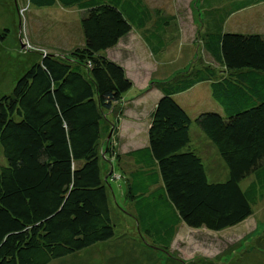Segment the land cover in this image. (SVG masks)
Returning <instances> with one entry per match:
<instances>
[{
    "label": "trees",
    "instance_id": "16d2710c",
    "mask_svg": "<svg viewBox=\"0 0 264 264\" xmlns=\"http://www.w3.org/2000/svg\"><path fill=\"white\" fill-rule=\"evenodd\" d=\"M29 2L77 7L85 46L69 59L42 54L0 97V264H50L115 237L100 161L122 169L123 159L110 142L101 150L102 123L133 82L104 52L137 29L158 56L176 20L145 0ZM251 3L202 1L204 49L222 67L220 78L204 66L166 85L151 116L148 146L126 155L135 167L126 198L155 247L168 250L182 225L211 232L237 227L264 201V33L225 30ZM206 82L217 106L204 107L196 122L229 169L224 183L209 182L191 148L192 117L175 99Z\"/></svg>",
    "mask_w": 264,
    "mask_h": 264
},
{
    "label": "rangeland",
    "instance_id": "374dc122",
    "mask_svg": "<svg viewBox=\"0 0 264 264\" xmlns=\"http://www.w3.org/2000/svg\"><path fill=\"white\" fill-rule=\"evenodd\" d=\"M145 1L153 11L159 10L176 20L158 56L153 55L140 38L143 30L138 32L137 29H133L132 34L135 40L117 51L124 53L119 60L128 74L133 73L137 81L143 77L146 85L143 89L136 88L142 95L134 99L139 91L127 92L123 102L107 113L109 121L105 119L102 123L104 149L101 150L107 152L110 142V147L123 159L122 169L104 158L100 161L103 177L108 178L115 237L50 264H264V201L253 207V215L245 222L221 232L180 226L168 250L155 247L138 228L133 203L126 198V178L135 169L134 162L126 157L127 152L147 143L151 116L166 85H173L192 69L211 66L219 71L218 78L222 69L204 49L203 0ZM81 20L82 12L77 7L41 10L29 0H0V97L10 94L17 80L43 55L69 59L71 52L85 45ZM225 30L264 33V6L232 16ZM175 99L192 117L191 148L202 158L209 182H227L229 169L196 122L204 107L217 106L210 86L200 84L176 95ZM128 116L129 119L121 121ZM130 129H135L138 143L132 141L130 132L133 130ZM249 182L245 180L241 186L245 188Z\"/></svg>",
    "mask_w": 264,
    "mask_h": 264
},
{
    "label": "crops",
    "instance_id": "0c3cea01",
    "mask_svg": "<svg viewBox=\"0 0 264 264\" xmlns=\"http://www.w3.org/2000/svg\"><path fill=\"white\" fill-rule=\"evenodd\" d=\"M257 0H252V5L251 6H249L248 8H245V9H242L241 11H239L237 14L235 13V14H233L232 16H235V15H240V14H242L243 12H245V11H249V10H254V8H259V7H262V6H264V1H261V2H256ZM254 3V4H253ZM61 7V8H63V9H69V8H64L63 6H61L60 4H57L56 6H54V7H51V8H56V7ZM39 9H41V10H43V9H47V8H39ZM231 18V17H230ZM138 32H140V30L138 31ZM141 33V39H142V41L143 42H145V44L147 45V47L150 49V51H151V48L149 47V45L147 44V42L145 41V39H144V31H142V32H140ZM235 33V32H234ZM133 34V31L131 32V33H129L128 35H126L124 38H122L121 40H120V42H119V44L117 45V47L116 48H114V49H111V50H108V51H106V52H104V55L105 56H107L109 59H111L112 61H114V62H116V63H118L119 65H121V66H123V68L125 69V71H126V67H125V65L123 64V62L121 61V60H119L120 59V57L122 56V55H124V53L122 52V53H118L117 51H119L121 48H124L125 47V45L127 44V43H129L130 41H134L135 39H134V36L132 35ZM167 34H168V32H167ZM167 34L165 35V37H164V39H165V46H166V37H167ZM85 45L83 44L81 47H84ZM165 48V47H164ZM164 48H163V50H164ZM128 50H129V48H128ZM162 50V51H163ZM118 54H120L119 56H117ZM154 55V54H153ZM126 74H127V76H128V78L129 79H131V81L133 82V89L134 90H137L136 88H139L140 86V88L141 89H143V87H144V84L146 85V83H145V81H144V79H143V77H141V79L139 80V81H137L136 80V78H133L134 77V74L133 73H129L128 74V72L126 71ZM136 76V75H135ZM135 79V80H134ZM137 81V82H136ZM206 83H208V82H206ZM202 84H204V83H202ZM200 85V84H199ZM208 85L210 86V83H208ZM196 86H198V85H196ZM196 86L195 87H193L192 89H190V90H193L194 88H196ZM139 88V89H140ZM189 90V91H190ZM138 91L139 90H137V93H138ZM139 94V95H138ZM135 97H133V99L134 98H136L137 96H141L142 95V93L139 91V93H138ZM162 96V94L159 96V98H158V101H159V99H160V97ZM157 101V102H158ZM123 102V101H122ZM212 107V106H211ZM125 118H127V119H129V116L128 117H124L121 121H123ZM138 127H135V129H137ZM135 129H130V131L131 130H133V132H130V133H132V141H134L135 143H138V142H136V138L134 137V133H135ZM148 140H147V143H145L142 147H140V146H138V147H136L135 149H132V150H130V151H128L127 152V155L129 154V153H131V152H133V151H137V150H140V149H143V148H146L147 146H148ZM113 161V160H112ZM251 180V179H250ZM185 226V225H184ZM186 227V226H185ZM188 228V227H187Z\"/></svg>",
    "mask_w": 264,
    "mask_h": 264
}]
</instances>
